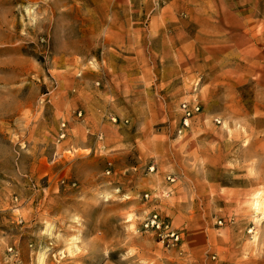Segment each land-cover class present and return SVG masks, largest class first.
<instances>
[{
	"label": "rangeland",
	"instance_id": "1",
	"mask_svg": "<svg viewBox=\"0 0 264 264\" xmlns=\"http://www.w3.org/2000/svg\"><path fill=\"white\" fill-rule=\"evenodd\" d=\"M0 264H264V0H0Z\"/></svg>",
	"mask_w": 264,
	"mask_h": 264
},
{
	"label": "built area",
	"instance_id": "2",
	"mask_svg": "<svg viewBox=\"0 0 264 264\" xmlns=\"http://www.w3.org/2000/svg\"><path fill=\"white\" fill-rule=\"evenodd\" d=\"M181 111L183 115V123L187 127L188 121L194 112H198V107L190 108L186 104L181 105ZM153 171V168L150 169ZM148 196L145 195V198ZM142 227L145 231L154 232L157 234L161 241H166L167 245L175 246L179 243V235L171 230L167 224H165L158 214H152L142 223Z\"/></svg>",
	"mask_w": 264,
	"mask_h": 264
},
{
	"label": "bare ground",
	"instance_id": "3",
	"mask_svg": "<svg viewBox=\"0 0 264 264\" xmlns=\"http://www.w3.org/2000/svg\"><path fill=\"white\" fill-rule=\"evenodd\" d=\"M255 202H256V201H255ZM258 205H259V203L256 204V206H258Z\"/></svg>",
	"mask_w": 264,
	"mask_h": 264
}]
</instances>
